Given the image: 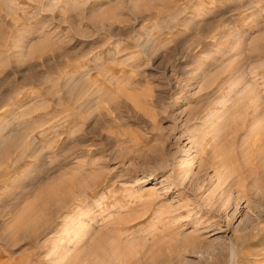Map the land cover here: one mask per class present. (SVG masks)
Segmentation results:
<instances>
[{
	"label": "rangeland",
	"instance_id": "obj_1",
	"mask_svg": "<svg viewBox=\"0 0 264 264\" xmlns=\"http://www.w3.org/2000/svg\"><path fill=\"white\" fill-rule=\"evenodd\" d=\"M263 124L264 0H0V264H264Z\"/></svg>",
	"mask_w": 264,
	"mask_h": 264
},
{
	"label": "bare ground",
	"instance_id": "obj_2",
	"mask_svg": "<svg viewBox=\"0 0 264 264\" xmlns=\"http://www.w3.org/2000/svg\"><path fill=\"white\" fill-rule=\"evenodd\" d=\"M255 134H256L255 135L256 139H258V136H257L258 134L262 135L263 138H264V124L257 128V132ZM203 140L204 139L202 138V141ZM217 156H218V153H215L213 155L214 158H216ZM219 183L222 184L221 190H220L221 191L220 192L221 193V197H220L221 202H220V204H218L219 206L210 205L211 206L210 208H211L212 212L207 218L203 219L202 223H204V225L202 226V229H201L202 232H211L213 234V233H216V232L223 231V228L221 226H219V224H218L219 220L218 219H212L213 216H214V213H217L219 211V208L221 206H223L222 211L220 213H218V216H219L229 206L233 205L234 203L237 204V202H239V200L242 199L243 197L246 196V198H244V199H247V200H249L251 198L249 193L248 194L247 193L244 194L245 185L243 183H240L237 178L229 176V174L228 175L224 174V175H222V177H219ZM232 189L237 192L236 193L237 195L232 196V198L230 199L228 196H226V192H228L229 190H232ZM78 229H79V227L73 229L74 233L77 232L76 235H78V233L80 231V229L79 230ZM100 246L101 245L97 244L95 246L94 250L95 251H99Z\"/></svg>",
	"mask_w": 264,
	"mask_h": 264
}]
</instances>
